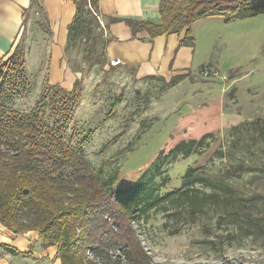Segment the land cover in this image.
Listing matches in <instances>:
<instances>
[{
  "label": "trees",
  "instance_id": "trees-1",
  "mask_svg": "<svg viewBox=\"0 0 264 264\" xmlns=\"http://www.w3.org/2000/svg\"><path fill=\"white\" fill-rule=\"evenodd\" d=\"M98 2L79 0L78 8L91 4L94 10L90 12L99 13ZM260 13H264V0H162L160 23L126 21L134 34L146 29L152 38L183 32L181 43L190 45L191 25L200 18ZM109 40H104L103 57ZM105 62L104 57L102 64ZM182 77L183 74L176 75L170 83H177ZM31 85L25 49L16 47L0 60L1 225L15 234L37 233L42 247L58 248L57 257L62 264H153L135 225L152 209L185 203L192 220L205 207L220 210L217 226L226 230L227 240L251 237L264 245V192L240 191L231 183L246 173L252 175V186L264 181V119L245 121L243 126L235 127L241 134L233 137L229 149L223 145L215 149L212 159L229 160L218 177L209 175L203 165L181 166L176 169L178 182L160 187L153 185L155 177L150 165L154 161L202 154L215 139V133L170 140L141 170L116 171L102 177L106 163L95 169L82 148L74 144L73 137L65 136L82 96L81 80L76 79L70 90L57 83L48 84L30 110L15 107L14 100L27 93ZM244 126L255 134L242 136ZM90 138L84 137L81 145ZM237 149L242 151L240 155H235ZM158 166L155 164V168ZM180 213L175 209L168 214L179 217ZM177 232L178 229L172 231ZM2 249L16 250L0 243Z\"/></svg>",
  "mask_w": 264,
  "mask_h": 264
},
{
  "label": "rangeland",
  "instance_id": "rangeland-1",
  "mask_svg": "<svg viewBox=\"0 0 264 264\" xmlns=\"http://www.w3.org/2000/svg\"><path fill=\"white\" fill-rule=\"evenodd\" d=\"M86 20L87 28L64 49L60 65L69 71L64 70L54 81L49 79L53 62L48 47H31L44 53L30 57L27 76L31 88L13 105L30 110L46 85L57 83L70 90L79 78L83 92L65 136L73 137L95 169L106 163L102 177L141 170L170 140L200 138L209 132L215 133V139L204 153L154 161L150 165L153 185L173 186L179 180L176 169L188 165H203L209 175L218 177L229 160L212 159L215 149L220 145L229 149L233 137L241 134L235 127L264 119V13L215 14L194 21L189 41L191 67L174 84L153 77L139 81L132 71L102 64L108 32L94 12L85 14ZM27 37L25 34L24 43L18 44L26 52L30 48L25 45ZM95 61L101 64L93 65ZM243 130L244 137L255 134L246 126ZM87 135L89 142L81 145ZM251 176L246 173L231 183L240 191L264 192V181L252 186ZM175 209L181 210L179 217L168 214ZM188 209L185 203L152 209L135 225L153 264H264L260 239L224 238L226 230L217 226L220 210L205 207L192 220ZM175 229L178 232L172 233Z\"/></svg>",
  "mask_w": 264,
  "mask_h": 264
},
{
  "label": "crops",
  "instance_id": "crops-1",
  "mask_svg": "<svg viewBox=\"0 0 264 264\" xmlns=\"http://www.w3.org/2000/svg\"><path fill=\"white\" fill-rule=\"evenodd\" d=\"M78 1L0 0V60L6 59L20 42L24 43L27 34L25 45L30 48L25 51L26 70L30 57L44 53L31 47L45 45L50 53L49 60L53 62L49 68L50 81L62 76L64 70L68 72V68L60 65L64 49L68 44H74L80 32L87 28L88 20L85 23L84 15L90 9L94 10L91 4H83L79 9ZM161 1L99 0L98 14L106 25L110 39L105 46V65L132 71L139 81L153 77L169 82L172 77L189 72L192 46L181 43L183 32L164 33L152 38L146 29L134 34L126 21L160 23ZM114 59H120V64L113 65ZM37 237V233L30 231L15 234L0 224V243L16 249L0 250V264H62L57 257L58 248L42 247Z\"/></svg>",
  "mask_w": 264,
  "mask_h": 264
},
{
  "label": "built area",
  "instance_id": "built-area-1",
  "mask_svg": "<svg viewBox=\"0 0 264 264\" xmlns=\"http://www.w3.org/2000/svg\"><path fill=\"white\" fill-rule=\"evenodd\" d=\"M95 14H96L97 17H98L99 22L101 23V27H102V29H105V30H106V25H105L104 21L101 19L100 15H99L97 12H95ZM112 64H113V65H118V64H120V59H114V60H112ZM89 254H90V252H89Z\"/></svg>",
  "mask_w": 264,
  "mask_h": 264
}]
</instances>
